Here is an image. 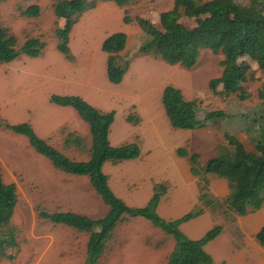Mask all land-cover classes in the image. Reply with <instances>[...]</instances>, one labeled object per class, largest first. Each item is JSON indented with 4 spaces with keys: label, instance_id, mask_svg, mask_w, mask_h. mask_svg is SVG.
<instances>
[{
    "label": "rangeland",
    "instance_id": "374dc122",
    "mask_svg": "<svg viewBox=\"0 0 264 264\" xmlns=\"http://www.w3.org/2000/svg\"><path fill=\"white\" fill-rule=\"evenodd\" d=\"M56 1L0 0V25L15 36L18 46L28 38H38L45 44L40 57L20 56L9 63H0V124L28 123L46 143L69 159L79 161L85 160L86 154L80 153L73 146L65 147L63 140L74 129L75 132L72 133L81 134L88 145L87 130L76 124L52 130L50 121L55 123L54 117L67 116L64 112L57 113L61 109L68 108L77 121L83 122L73 109L51 103V95L75 92L101 112L114 110L112 125L117 132L126 125L127 113L136 119V110L145 107L147 113H140L145 129H141L144 139L139 142V156L115 164L106 162L102 166L103 173L108 176L110 189L129 207L143 204L151 194L152 185H164L165 192L169 186L171 195L175 191L169 182L172 160L179 158L189 162L187 156L178 154V150L187 149V145H182L181 140V132L186 130L172 128L163 110L161 95L167 85L178 88L185 100H195L198 119H203L210 111L224 114L222 118L207 123L206 127L215 130L220 136L225 133L233 135L246 151H254L253 139L261 137L264 131L261 120L263 100L259 96L260 93L264 94V71H260L255 62L245 56L238 60L245 67L246 73L240 78L236 93L224 96L221 85L217 86L215 92L208 87L209 80L221 75L220 62L223 57L220 53L202 50L196 64L188 70L138 53V48L148 37L141 31L136 20H146L161 30L159 14L172 9L174 0H135L126 6L106 0L99 1L95 8L86 10L79 16L75 12L71 19H76V22L68 34L72 61H68L56 50L55 30L63 28L66 23L65 19L54 14L53 5ZM234 1L248 4L251 0ZM32 4L39 6V15L32 18L22 16L21 11ZM125 11L133 19L129 24L122 22ZM205 16L207 13L202 8L194 18ZM109 17L111 20L107 22ZM194 18L181 14L178 23L192 28L195 25ZM114 32H123L127 36L125 48L120 55L123 60L128 61L129 66L119 84L108 82L105 53L100 49L102 39ZM114 90L121 96L112 97L113 101L110 92ZM177 132H180L179 136ZM126 138L128 142L134 139L130 134V137L116 136L115 140L111 138L110 141L117 144L118 139L124 142ZM223 142L228 146L226 140ZM226 146H219L215 157L230 156L233 148L228 146L227 149ZM199 158L198 161L203 165L205 159ZM0 171L4 183L15 185L17 203L12 225L16 229L18 242V248L12 251L14 259H3L0 264H83L88 234L38 219L37 213L40 210L49 213L69 211L92 219L101 217L107 207L91 189L88 179L58 171L46 158L33 151L25 137L1 126ZM205 175L201 173L198 175L200 178L197 177L199 189L203 188L200 193H205L207 199L216 201L207 192L208 186L204 182H208V179H205ZM210 175L224 180L215 174ZM181 181L182 177L178 185L179 192H182ZM168 201L170 198L166 202ZM173 201L172 199L171 202ZM158 206L159 204L156 207L157 214ZM199 208L202 209L199 215L181 224L185 225L184 229L188 232H201L204 235L215 226L217 219H223L225 208L220 206L213 209L198 201L191 211ZM206 208L210 212L205 211ZM260 216L264 219L263 214ZM198 217L201 219L195 226L191 221ZM221 233L206 243L207 246L212 247L211 242ZM173 244L172 237L165 235L146 219L125 218L118 223L112 237L106 242L98 264H143L144 260L140 263L139 258L146 257L148 251L154 249L156 253V250L163 248L168 251ZM215 244H218V240ZM165 250L157 251L159 256ZM156 264L162 262L158 260Z\"/></svg>",
    "mask_w": 264,
    "mask_h": 264
},
{
    "label": "trees",
    "instance_id": "16d2710c",
    "mask_svg": "<svg viewBox=\"0 0 264 264\" xmlns=\"http://www.w3.org/2000/svg\"><path fill=\"white\" fill-rule=\"evenodd\" d=\"M5 1V0H1ZM99 1L106 0H57L53 5L54 14L66 20L63 28L55 30L57 38L56 50L68 61L73 55L68 46V34L78 16L97 6ZM112 1V0H110ZM119 6L130 5L135 0H113ZM204 9L207 16L194 18L198 10ZM39 6H27L21 15L32 18L39 15ZM181 14L194 18L195 25L187 28L178 23ZM132 18L124 12L122 22L129 24ZM141 31L148 39L138 48V53L159 58L169 65H178L191 69L202 50L208 49L220 53L222 60L221 75L209 80L208 87L215 92L217 86H222V94L229 96L236 93L240 78L245 74V67L238 62L247 57L264 71V0H251L248 4H240L234 0H174L172 9L159 14L158 30L146 20H136ZM127 36L123 32L108 35L101 43L100 49L107 55L106 78L111 84H119L126 73L129 63L123 60L120 53L124 50ZM45 44L38 38H28L20 46L15 36L0 25V63H9L20 56L37 58L43 54ZM261 120L264 128V94ZM49 101L57 106L72 108L80 120L88 127L90 141L87 145L82 136L69 133L63 140L65 147L74 145L80 153L86 154L85 160H71L38 137L28 123H2L3 129L25 137L33 151L46 158L58 171L74 176H85L94 193L107 207L99 218L92 219L74 212L38 211L37 217L52 224L72 228L88 234L86 256L83 264H98L106 242L112 237L115 227L125 218L141 217L172 237L174 246L166 264H216L204 251L206 243L213 240L222 231V226L215 225L200 239L191 240L179 229V225L199 215L202 209H195L179 219L166 221L158 216L156 207L161 195L165 192L164 185L156 184L153 194L143 207H129L117 198L108 185V177L102 171L106 162L112 164L135 159L140 150L136 143L111 146L108 142V132L114 120V111L101 112L76 95H51ZM161 103L169 125L174 129L193 130L206 127L209 122L224 116L222 113L210 111L203 119L196 116L195 100H185L181 91L174 86L164 87ZM128 122L137 123L138 119L131 116ZM228 146L233 153L228 157H215L203 165L199 163L197 154H189L186 150H178V154L187 156L190 172L193 176L215 174L228 183L229 193L222 201L207 199L205 193H200L198 200L213 209L223 206L224 213L245 216L254 212L264 204V131L261 137L254 138V151H246L243 144L233 135L224 134ZM202 191L203 188H200ZM17 203L15 185L2 181L0 171V261L13 260L12 251L18 248L17 233L12 225V216ZM256 240L264 246V228L256 234Z\"/></svg>",
    "mask_w": 264,
    "mask_h": 264
},
{
    "label": "crops",
    "instance_id": "0c3cea01",
    "mask_svg": "<svg viewBox=\"0 0 264 264\" xmlns=\"http://www.w3.org/2000/svg\"><path fill=\"white\" fill-rule=\"evenodd\" d=\"M110 20L111 19L109 17L107 18L106 21L109 22ZM106 37H104L102 41ZM101 43H100V46H101ZM106 58H107V55L105 54V67H106ZM61 95L79 96L75 92H67ZM110 95H111L110 98L113 101H114V98L112 97L121 96V94L117 90L111 91ZM60 107H63V106H60ZM58 111L59 112L57 113L64 112L65 115L67 116L54 117L53 121L56 119V122L52 123V121H50V126L52 130H57L58 128L62 126H67V125L71 126L72 124H76L78 127L81 126V127L86 128L87 135L89 136V141H90L88 127L82 120L81 121L83 123L77 121V119H75L73 115V112L69 110L68 108L61 109ZM104 112H108V110ZM140 113L142 115L147 113L146 108L140 107L139 111L136 110V114L138 116L137 117L138 122L136 124L128 122L126 120L127 121L126 125H124V128L118 132L115 131V128H113V125L111 124L109 128V132H108V142L111 146H120V145H124L128 143H136L139 147V142H142V139H144L141 135L142 134L141 129L142 128H143L142 130L145 129L143 119L141 118ZM127 117H128V113H127ZM71 119L73 121H71ZM150 127L151 126L149 125V128ZM69 132L72 133V132H75V130L72 129ZM177 133L179 136L180 132H177ZM181 133H183L181 137L182 145H187L186 151L189 154H197L199 157H202L203 159H205V162L211 158H215V155H216L215 151L219 150L218 148L219 146H226V143L223 142L225 140L224 135L220 136L215 130H210L207 127L201 128V129L186 130ZM75 134L82 136L81 134H78L77 132ZM115 134L116 136H118V138H120V136L130 137V134H131L134 137V139L130 140V142H128V138H126L127 140H125L124 142H121V140L118 139L117 144H113L110 141V139L112 138L113 140H115L116 138ZM70 146H73L74 149L79 151V149H77L74 145H70ZM226 148L228 149L229 147L226 146ZM172 161H173L171 165L172 171H170V174L172 176L170 179L171 181L169 182L172 183V187L175 188V191H173L172 194L170 195L171 188L168 186L167 191L164 193L163 196L161 195L160 197V200L158 202L159 206L157 209L158 215H160L161 218L162 217L166 218L167 220L164 219L166 221H172V220L179 219L185 214L189 213L192 210L193 206L196 203H198L199 201L198 198L200 195V189H199L200 182H199V179L197 178L199 176H193L190 173V163L182 161L179 158H176L175 160H172ZM199 163H200V160H199ZM81 177H84V176H81ZM180 177H182V181H181V184H182L181 191L182 192H179L178 190ZM206 178L208 179V182H204V184H207L208 186L207 192L210 194V196H212V198H214V200L216 201H222L223 199H225L229 193L226 180L218 179L216 177L214 178L210 174H206L205 179ZM152 188H153V185L151 187V194L149 195L147 199L144 200V203L143 204L141 203L137 206L135 205L134 207L136 208L143 207L149 201V199L151 198L153 194ZM120 196H123V195L121 194ZM168 198H170V201L166 202ZM172 199L175 202L174 201L171 202ZM141 200L143 201V199ZM205 211L210 212L208 208H206ZM223 214H224L223 219L221 218L217 219V223L215 224V225L222 226V231H221L222 233L219 236L220 238L218 237L215 240V241L218 240V244L216 245L215 241H212L211 242L212 247H208L207 244H205L203 247L204 251L207 254L208 253L210 254L208 255L212 258L213 262L216 264H264V246L260 245L258 241L256 240V234L262 228H264V219L260 216L262 214L264 215V205L259 210L254 211L245 216H238L236 214L230 213L229 217H226L227 215L225 213ZM200 219L201 217H198L192 220L191 223H194L195 226H197ZM184 226L185 225L180 224L179 229L189 239L198 240L203 236L201 235L202 234L201 232H198V234H194L192 232L186 231L184 229ZM173 246L174 244L169 248L168 251H166L163 248L160 250H156V253H154V249L148 251V253L146 252L147 253L146 257L141 256L139 258L141 260L140 263H142L144 260L143 264H153V260H154V264H156L157 261L160 260L162 264H166L168 260V256L173 249ZM162 250H165L166 252L161 253L162 255L160 254L159 256V252L157 251H162ZM149 253H150V256H148Z\"/></svg>",
    "mask_w": 264,
    "mask_h": 264
}]
</instances>
